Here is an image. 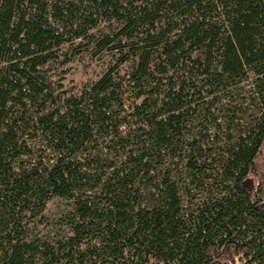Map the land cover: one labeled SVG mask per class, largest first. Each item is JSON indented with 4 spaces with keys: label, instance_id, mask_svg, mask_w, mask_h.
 I'll return each mask as SVG.
<instances>
[{
    "label": "trees",
    "instance_id": "1",
    "mask_svg": "<svg viewBox=\"0 0 264 264\" xmlns=\"http://www.w3.org/2000/svg\"><path fill=\"white\" fill-rule=\"evenodd\" d=\"M50 197L66 234L30 238ZM0 264H264V0H0Z\"/></svg>",
    "mask_w": 264,
    "mask_h": 264
},
{
    "label": "rangeland",
    "instance_id": "2",
    "mask_svg": "<svg viewBox=\"0 0 264 264\" xmlns=\"http://www.w3.org/2000/svg\"><path fill=\"white\" fill-rule=\"evenodd\" d=\"M84 59L80 60L79 58H73L66 69H68V73L64 79V85L67 87H76L77 89L84 88L97 80L100 76L102 69L106 67V63L109 61V57L107 54H103L100 57L90 58L87 55L83 56ZM240 91H235L232 97L225 96V99L220 103H216L213 108L210 110L214 112V115L220 120L223 124L224 130H235L238 129V126L241 124L245 126L247 123L252 110L250 106H248L244 102V97L239 93L243 90L241 88H237ZM236 90V89H235ZM223 99V98H222ZM225 105H231L232 107L226 110ZM224 106L223 108H220ZM220 108V109H219ZM219 109V110H217ZM226 110V111H225ZM225 119V120H224ZM197 124L189 125L190 132L198 130L200 126L197 125H207L210 130H213V126L205 121L196 122ZM187 135V134H186ZM222 137V134H219ZM101 142L100 136L97 137V143ZM223 142V139H222ZM92 147V146H91ZM31 148L34 149L33 158L40 155L41 151H43V146L40 143L33 144ZM48 152H42L43 156L46 157ZM90 155H94V152L90 151ZM23 163H27L29 158H23ZM170 163V160L164 161V167ZM204 193L199 192V190L192 191V196L195 199H201ZM70 203L67 200L58 197H50L45 201L44 206L40 211H33L31 213H27L26 217V229L28 236L33 239H38L40 241L46 242H54V239L61 237L66 234V222L67 216L69 215Z\"/></svg>",
    "mask_w": 264,
    "mask_h": 264
}]
</instances>
